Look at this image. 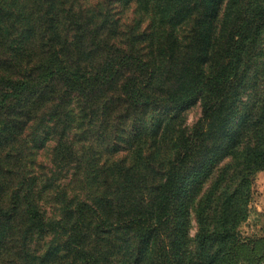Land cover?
Returning a JSON list of instances; mask_svg holds the SVG:
<instances>
[{"label":"trees","instance_id":"16d2710c","mask_svg":"<svg viewBox=\"0 0 264 264\" xmlns=\"http://www.w3.org/2000/svg\"><path fill=\"white\" fill-rule=\"evenodd\" d=\"M130 8L139 16L134 25L145 27L124 45L118 25ZM15 23L22 49L13 40L8 65L38 50L44 60L0 76V112L41 108L50 85L60 83V101L75 95L78 116L99 122L93 142L109 169H102L106 194L97 204L80 200L63 220H48L34 206V177L25 187L0 188V264H264V236L237 232L249 176L264 168V0H0V31ZM104 31L119 39L114 52L94 70L72 62L69 50ZM56 32L65 35L59 47ZM175 53L183 59L172 65V89L158 94L159 67ZM108 86L114 93L97 105L93 95ZM196 104L200 115L187 129L184 113ZM163 162L148 196H123L149 163ZM117 177L122 184H114ZM192 215L197 231L190 237ZM19 220L27 224L17 236ZM30 230L63 239L37 259L27 248Z\"/></svg>","mask_w":264,"mask_h":264},{"label":"rangeland","instance_id":"374dc122","mask_svg":"<svg viewBox=\"0 0 264 264\" xmlns=\"http://www.w3.org/2000/svg\"><path fill=\"white\" fill-rule=\"evenodd\" d=\"M87 1L92 3L100 0ZM18 8L21 7L11 9L12 13L18 14ZM83 9L88 10V8ZM99 9L101 13L98 12V16L104 18V6H100ZM133 10L130 8L118 25L119 31L123 32L120 40L124 45L133 42L134 38L142 34L145 27L143 22L140 26L138 24L134 25V19H139V16L138 13L133 14ZM18 25V23H15L14 27H7L5 30L0 31V76H18L24 71L25 67L37 66L40 61L43 62L44 60V56L38 50V53L35 52L30 60L23 59L20 54H17L16 61L8 65V61L13 60V54L18 44L22 49L18 38L22 25L19 27ZM108 34V31L102 32L98 38L94 39L93 44H90V40L86 41L85 37L77 52L69 50V57L72 62L83 68L96 69L104 57L107 56L106 51L114 52L118 47L117 42H119V39L116 41ZM59 35L62 39H65L64 32L52 34L53 44L56 47H59L60 44ZM13 40L16 48H14ZM71 41L67 39V43ZM138 44L143 46L145 43ZM135 46L137 45L135 44ZM182 59L183 56L181 57V54L178 53H175L174 57L169 56L164 59L163 65L159 67L160 71L157 74L156 88L158 94L164 95L168 89H172L174 76L176 75V73L171 72L172 65H174V68L180 66ZM108 87L100 95H93L97 105H100V101L104 100V97L114 93L112 92L114 86ZM48 95L52 97L48 104L41 108L29 109L28 104H26L24 107L20 106L21 109L14 106L8 113L0 112V188L10 190L12 186L20 183L25 187L28 182L26 177H34L36 188L31 198L34 206L38 207L48 220H63L65 208H69L83 199L94 200L92 202L97 204L100 195L106 194V184L102 178L103 170L109 168L100 166L104 159L97 156L99 147L93 142L97 136L95 128L99 126V122L87 125L86 120L78 116L76 111H79L80 106L75 101V95L65 101H60V83L54 82L50 85ZM28 96L31 97V94ZM48 107L51 112L46 115ZM55 107H57V110H54ZM199 115L200 107L198 104L188 107L184 113V126L189 129ZM69 121H72L70 125ZM93 126L95 127L93 128ZM145 144H147L149 150L150 141L145 142ZM58 150L60 153H64L61 158ZM111 158L109 157L110 160L107 166L113 163ZM146 167L144 175L131 188V192L127 193L126 190L123 194L127 199L132 196H148L152 186L158 179V172H164L166 169L164 162L161 166L149 163ZM96 177H101L102 184ZM136 178L138 179V177ZM249 180L251 197L245 218L237 228L238 235L241 238L248 239L264 236V211L258 209L263 203L264 168L251 173ZM118 181L119 184L123 182L120 177H117L114 179V184ZM24 224H27L26 220L18 221L16 226L17 236L24 230ZM196 231L197 225L192 215L189 236L193 237ZM12 234L14 237V230ZM62 239L63 236L59 232L40 235L36 231L30 230L27 248L32 257L41 259L45 254L50 255L58 249Z\"/></svg>","mask_w":264,"mask_h":264},{"label":"crops","instance_id":"0c3cea01","mask_svg":"<svg viewBox=\"0 0 264 264\" xmlns=\"http://www.w3.org/2000/svg\"><path fill=\"white\" fill-rule=\"evenodd\" d=\"M263 203L261 205V207H258L259 211L263 210L264 211V194H263Z\"/></svg>","mask_w":264,"mask_h":264}]
</instances>
